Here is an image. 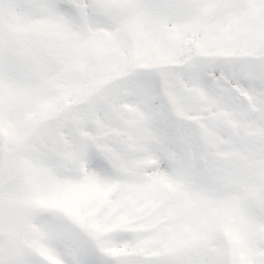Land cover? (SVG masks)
Segmentation results:
<instances>
[{"label": "snow or ice", "instance_id": "1", "mask_svg": "<svg viewBox=\"0 0 264 264\" xmlns=\"http://www.w3.org/2000/svg\"><path fill=\"white\" fill-rule=\"evenodd\" d=\"M0 264H264V0H0Z\"/></svg>", "mask_w": 264, "mask_h": 264}]
</instances>
